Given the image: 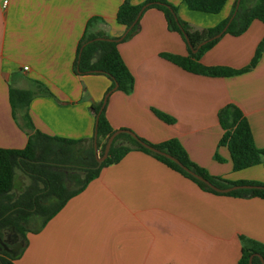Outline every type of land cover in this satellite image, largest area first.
Wrapping results in <instances>:
<instances>
[{"label": "crops", "instance_id": "obj_1", "mask_svg": "<svg viewBox=\"0 0 264 264\" xmlns=\"http://www.w3.org/2000/svg\"><path fill=\"white\" fill-rule=\"evenodd\" d=\"M123 1L0 0V147L19 149L27 142L22 111L13 116L10 87L32 91L27 113L35 129L79 143L93 138L92 105L103 101L111 80L76 74V48L94 16L90 31L124 36L126 28L116 20ZM167 1L191 30L216 26L236 5L226 0L208 13L189 9L183 0ZM263 37L264 23L255 18L238 35L222 33L199 61L241 69ZM117 50L134 83L128 92L113 87L106 94L104 114L112 129H129L150 143L175 138L209 174L264 184V161L233 169L227 146L219 144L217 117L224 105H236L255 146L264 149V50L254 66L232 75L189 72L162 55L185 56L188 50L155 7L140 12L136 31L118 40ZM114 142L129 145L124 136ZM241 237L264 245L263 198L202 190L152 154L131 148L38 230L26 231L15 264H236Z\"/></svg>", "mask_w": 264, "mask_h": 264}, {"label": "trees", "instance_id": "obj_2", "mask_svg": "<svg viewBox=\"0 0 264 264\" xmlns=\"http://www.w3.org/2000/svg\"><path fill=\"white\" fill-rule=\"evenodd\" d=\"M183 1L189 9L216 13L226 0ZM146 7H155L161 10L168 28L177 31L184 39L188 50L187 55L180 56L169 53H162V55L189 72L211 76L232 75L254 66L261 51L264 50L263 37L249 64L241 69L226 66H205L199 61L201 54L211 47L219 37L213 36L219 33L226 24V29L222 33L238 35L255 18L264 23V0H239L237 7L233 9L234 14L230 20L232 14L216 26L201 30H191L189 24L178 16L176 6L167 0H145L140 4H131L128 0H124L116 11L117 22L126 28L122 39L128 38L136 31L140 15L138 12ZM95 19L97 18L94 16L87 20L84 31L78 40L73 70L79 75H106L111 80V84L105 95L112 90L115 84L116 89L128 92L133 87L134 78L117 50L118 40L102 31H90L89 25ZM203 40L207 41L193 52L192 48H195ZM32 96L33 93L30 90L13 87L9 89V101L14 118L18 112L22 111L21 125L27 130V142L23 148L19 149L0 147V264H15V260L21 255L27 244L26 231L29 230L27 224L32 217L39 216L41 218L39 226L32 229L38 230L66 203L69 197L81 191L89 180L98 175L103 166L118 161L131 148L152 154L168 167L192 180L202 190L239 197L258 196L264 199V189L262 188L244 187L228 192L216 191L186 172L171 159L152 152L139 142H145L173 155L182 164L218 188L233 184L264 185L252 180L230 181L209 174L204 168L188 158L184 148L175 138L160 143H150L137 135L134 138L126 132H121L113 138L106 158L98 164L93 138L87 141L88 145L83 150L77 152L73 149V145L81 142L80 140L51 136L34 128L27 113V106ZM101 105L102 102L92 105L95 116L96 147L99 146L101 139L104 140L100 156L103 154L108 136L114 131L105 117L104 105L102 107ZM158 114L167 118L163 114ZM217 117L223 129L219 144L227 146L234 170L264 161V149L255 146L248 121L236 105H224L218 110ZM119 136H124L129 145L115 144L114 141ZM215 157L221 159L217 155ZM19 175L27 177L28 183L15 192V179ZM71 181L75 183L73 188H69L67 185ZM7 228H11L18 234L22 241L19 247V242L12 245V248L16 250L14 253L9 251L2 242L4 230ZM241 240L243 241L241 255L236 264H247L251 254H253L252 264H263L257 254H260L264 260V245L244 237H241Z\"/></svg>", "mask_w": 264, "mask_h": 264}, {"label": "water", "instance_id": "obj_3", "mask_svg": "<svg viewBox=\"0 0 264 264\" xmlns=\"http://www.w3.org/2000/svg\"><path fill=\"white\" fill-rule=\"evenodd\" d=\"M238 2L239 0H236V5H235V8L237 7L238 5ZM141 12V9L140 11L138 12V15L140 14ZM234 12L232 13V15L230 16L229 20L232 18ZM226 26L227 24L223 27V29L215 34V36L213 37H218L222 34V32L226 29ZM126 32V31H125ZM123 36L117 38V40H120ZM211 39V38H209ZM207 40H203L201 41L195 48H192V51H196V49L202 45L203 43H205ZM114 88H116V84L114 85ZM105 98H106V95L104 96L103 98V101H102V105L101 107L103 106L104 104V101H105ZM120 132H126L128 134H130L132 137L136 138V135L134 134V132H132L131 130L129 129H116L114 130L107 138V141H106V144H105V147H104V150H103V154L100 156V157H97V162L98 164L101 163L102 160H104L108 154V151H109V148L111 146V143H112V140L114 138V136L117 134V133H120ZM93 142H94V148L96 149V133L94 132V135H93ZM141 145H143L144 147L148 148L149 150H151L152 152L154 153H158V154H161L169 159H171L172 161H174L175 163H177L179 166H181L186 172L190 173L191 175H193L194 177H196L197 179L203 181L205 184H207L208 186H210L211 188H213L214 190L216 191H219V192H228V191H231L233 189H237V188H244V187H253V188H262L264 189V185L262 184H256V185H246V184H233V185H230V186H227V187H224V188H218L216 186H214L213 184H211L206 178H204L203 176H201L200 174L194 172L193 170H191L190 168H188L187 166H185L184 164H182L176 157H174L173 155L155 147V146H152L150 144H147L145 142H142V141H139ZM257 256L260 258L261 262L264 264V260L262 258V256L260 254H257ZM252 257H253V254H251L248 258V263L247 264H252Z\"/></svg>", "mask_w": 264, "mask_h": 264}, {"label": "rangeland", "instance_id": "obj_4", "mask_svg": "<svg viewBox=\"0 0 264 264\" xmlns=\"http://www.w3.org/2000/svg\"><path fill=\"white\" fill-rule=\"evenodd\" d=\"M103 143H104V140H102L100 142V146H99V148H97V156H100V154L102 152ZM87 145H88L87 142L76 143L73 145V149L77 152H80V150H83L84 147H86ZM27 183H28L27 177H23V176L19 175L15 179L14 191L15 192L19 191ZM67 185L69 188H73L75 186V183H73V181H71ZM40 221H41V218L39 216L32 217L30 219L29 223L27 224V229H30V230L35 229L36 227L39 226ZM2 242L4 243L5 247L9 251L14 253V252H16V250L12 248V245L16 242H19V245H18V247H19L21 245L22 241H21L20 237L18 236V234H16L11 228H7L4 230Z\"/></svg>", "mask_w": 264, "mask_h": 264}, {"label": "built area", "instance_id": "obj_5", "mask_svg": "<svg viewBox=\"0 0 264 264\" xmlns=\"http://www.w3.org/2000/svg\"><path fill=\"white\" fill-rule=\"evenodd\" d=\"M24 68H26V67H24Z\"/></svg>", "mask_w": 264, "mask_h": 264}]
</instances>
